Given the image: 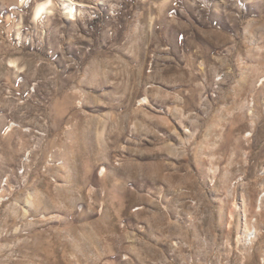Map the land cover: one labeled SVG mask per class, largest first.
Instances as JSON below:
<instances>
[{"label": "rangeland", "instance_id": "374dc122", "mask_svg": "<svg viewBox=\"0 0 264 264\" xmlns=\"http://www.w3.org/2000/svg\"><path fill=\"white\" fill-rule=\"evenodd\" d=\"M50 1L0 0V264H264V0Z\"/></svg>", "mask_w": 264, "mask_h": 264}, {"label": "bare ground", "instance_id": "6f19581e", "mask_svg": "<svg viewBox=\"0 0 264 264\" xmlns=\"http://www.w3.org/2000/svg\"><path fill=\"white\" fill-rule=\"evenodd\" d=\"M25 1L26 0H24V2ZM66 1L68 2L69 0H66ZM49 6H51L50 0H47V2L39 4L38 7L35 9L34 19H38L44 12H46ZM63 10L65 13L69 14V18L73 19L74 13H73L72 8H70L68 4L63 5Z\"/></svg>", "mask_w": 264, "mask_h": 264}, {"label": "built area", "instance_id": "2783aa9c", "mask_svg": "<svg viewBox=\"0 0 264 264\" xmlns=\"http://www.w3.org/2000/svg\"><path fill=\"white\" fill-rule=\"evenodd\" d=\"M30 3H31V0H26L25 2H23V7L28 8Z\"/></svg>", "mask_w": 264, "mask_h": 264}]
</instances>
